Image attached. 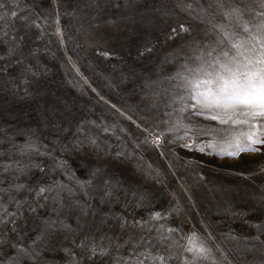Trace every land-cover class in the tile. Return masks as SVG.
<instances>
[{"label":"rangeland","instance_id":"rangeland-1","mask_svg":"<svg viewBox=\"0 0 264 264\" xmlns=\"http://www.w3.org/2000/svg\"><path fill=\"white\" fill-rule=\"evenodd\" d=\"M208 3L0 0V264H192L193 235L197 264H264V145L200 151L248 125L179 111L171 80Z\"/></svg>","mask_w":264,"mask_h":264},{"label":"snow or ice","instance_id":"snow-or-ice-1","mask_svg":"<svg viewBox=\"0 0 264 264\" xmlns=\"http://www.w3.org/2000/svg\"><path fill=\"white\" fill-rule=\"evenodd\" d=\"M244 2L209 0L207 8L202 4L197 8L192 4L186 5L183 10L189 14L196 12V18L205 24V34H211V39L204 43L194 41L184 63L171 77L176 81L174 89L188 93L187 97L181 96V100L194 102L179 111L191 107L196 115L220 125H248V130L242 132H234L231 127L199 130L201 134L209 131L220 133L223 139L222 143L198 146L200 151L205 147L219 149L217 155L230 158H237L244 152L259 151L255 146L264 145V122H261L264 120V19H259L264 17V12L253 13L245 19V9L240 6ZM261 6L264 7V3ZM180 29L189 31L183 24ZM179 127L183 125L177 121L170 131ZM189 132L191 128H186L185 135ZM159 139L158 136L153 138L152 143L159 146ZM185 146L192 147L191 144ZM46 191L48 189L41 187L38 195ZM153 218L159 219L160 214L156 213ZM167 231L172 232L173 229ZM185 251L192 253V264L208 261L211 257V249L195 235L188 238ZM156 259L163 264V257Z\"/></svg>","mask_w":264,"mask_h":264}]
</instances>
